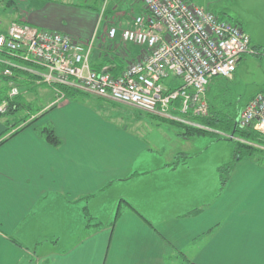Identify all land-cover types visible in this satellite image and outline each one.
Wrapping results in <instances>:
<instances>
[{
	"label": "crops",
	"instance_id": "1",
	"mask_svg": "<svg viewBox=\"0 0 264 264\" xmlns=\"http://www.w3.org/2000/svg\"><path fill=\"white\" fill-rule=\"evenodd\" d=\"M138 1L128 2L132 17L110 23L93 5L0 0V27L15 19L81 40L95 35L91 63L121 69L142 50L116 39L112 53L107 30L145 13ZM0 58L17 65L19 88L40 86L34 64L3 52ZM0 78L1 100L9 88ZM38 97L36 115L21 112L22 94L13 98L17 118L0 114V264H264V158L240 157L222 184L219 167L230 159L214 172L192 166L175 150L180 132L167 157L140 160V145L150 153L149 139L122 125L134 118L114 100L85 90L56 104L51 90Z\"/></svg>",
	"mask_w": 264,
	"mask_h": 264
},
{
	"label": "built area",
	"instance_id": "2",
	"mask_svg": "<svg viewBox=\"0 0 264 264\" xmlns=\"http://www.w3.org/2000/svg\"><path fill=\"white\" fill-rule=\"evenodd\" d=\"M140 1L145 13L136 14L121 28L107 30L112 53L116 39L142 50L118 72L93 67L90 56L97 46L95 35L81 40L15 19L0 27V52L34 64L33 82L52 89L56 97L53 104L65 99L66 87L202 127L193 118L208 115V83L215 77L233 76L242 55L253 51L250 38L239 23L187 0ZM0 63L6 66L0 74L7 77L9 88L0 101V114H5L19 93L11 69L17 65L1 58ZM235 124L252 128L264 139V92L241 108Z\"/></svg>",
	"mask_w": 264,
	"mask_h": 264
},
{
	"label": "rangeland",
	"instance_id": "3",
	"mask_svg": "<svg viewBox=\"0 0 264 264\" xmlns=\"http://www.w3.org/2000/svg\"><path fill=\"white\" fill-rule=\"evenodd\" d=\"M24 1L29 2L31 0ZM59 1H67L68 3L76 6L79 5V7L83 8L88 5H93L94 10L100 14V19L102 17V12H104L105 16L102 20L111 21L110 23H112L116 17H120L122 20L132 17L134 15L132 14L133 10L127 8L128 2L139 3L138 0ZM187 1L209 9L218 17L239 23L250 38L253 51L242 55L231 78L225 79L217 77L214 81L223 84L225 89L219 90V88H213L211 93V96H215L216 93H218V105L230 112V114H236L237 116L241 108H243L254 95L264 92V0ZM136 6L137 5H135V7ZM23 7L24 5L19 6V8ZM4 10L6 11L7 8ZM114 44L117 46L116 43ZM3 85L4 81L0 78V86ZM39 85L40 86L28 92L25 90V86L22 88L17 86L18 95L22 94L23 99L26 98L25 101L22 100V102H25L23 104L25 106L21 107L23 110L21 112L25 114V117L36 115L42 108L39 100L40 98L38 97L39 95L44 96L51 90L53 101L56 98L54 92L48 85ZM4 91L5 90L1 93H4ZM114 104L118 110L129 113V115L134 118L130 119L124 117L122 125L128 126L133 133L136 132L140 138L142 137L144 139V142L147 143L146 138L149 139L148 144H150L149 146L151 148L150 153L149 151L146 152L145 145H140V151H142V153L140 152L141 154H139L140 160H153V162H157L171 153L169 148L173 146L177 138V132H180L184 128L175 125L167 119L146 113L132 106L120 102H114ZM19 113L17 115L14 113H6L5 117L14 119L19 116ZM136 119L138 123L131 122V120ZM42 123H44V121L39 125ZM41 126L44 125L42 124ZM166 135L169 137H166ZM237 136L238 134L235 131L228 132L210 129L207 133L196 135L191 139L180 138L183 140L177 141L174 147L175 150L184 151L188 157L192 158V166L198 162L199 166L202 167L201 169H204L205 172H214L217 166L216 163L220 165V163L228 161L229 159L231 161L238 151L239 153L243 151V147L239 148L238 142L241 141V139ZM253 156L264 158V152H254Z\"/></svg>",
	"mask_w": 264,
	"mask_h": 264
},
{
	"label": "trees",
	"instance_id": "4",
	"mask_svg": "<svg viewBox=\"0 0 264 264\" xmlns=\"http://www.w3.org/2000/svg\"><path fill=\"white\" fill-rule=\"evenodd\" d=\"M22 22H26V21H22ZM102 64L103 63H100L99 65H95V64L94 65L92 64V65L96 69H101ZM11 69L14 72L17 70V68L15 67H12ZM119 70L120 69L117 68V65L111 68V71L113 72H118ZM0 76H3V75L0 74ZM3 77L7 79V77L5 76ZM215 79L216 77L210 80V82L207 85V90H206L207 92L206 98L209 104L208 115L204 117L193 118L194 122L201 125L202 127L189 126V125H186V124H183L177 121H173V120H170V122L174 123L175 125L179 127L184 128L182 129L183 131L181 130L179 134L182 135V137L186 139H191L194 136L199 135V134H205L210 129H217V130L228 131V132L235 131L238 134L237 137L241 139V141L238 142L239 148L243 147V151L241 153H239L238 151L236 155L233 156L231 161L219 167L221 182L222 184H224L228 179L230 171L232 170V168L234 167V165L236 164V162L238 161L240 157L252 156L254 152H258V153L264 152V150L261 149V147L264 145V139L256 131L252 130V128H245V129L238 128L235 125L236 114H230V112L224 110L221 106L218 105L219 104L218 103L219 94L216 93L215 96L213 95L211 96L212 89L219 88V90H224L225 87L223 84L214 81ZM63 91L65 92L66 95H69L72 93V89L66 88V87L63 88ZM18 108L19 106H17V104L12 99L10 102V105L8 106V110H7L8 112L6 113L17 114L19 110ZM21 120L22 118L21 119L19 118L18 121L20 122ZM40 131L42 134H44L45 138L50 143L57 144L59 142L58 137L56 136V134L54 133V130L51 127H44L40 129Z\"/></svg>",
	"mask_w": 264,
	"mask_h": 264
},
{
	"label": "water",
	"instance_id": "5",
	"mask_svg": "<svg viewBox=\"0 0 264 264\" xmlns=\"http://www.w3.org/2000/svg\"><path fill=\"white\" fill-rule=\"evenodd\" d=\"M236 125V124H235Z\"/></svg>",
	"mask_w": 264,
	"mask_h": 264
}]
</instances>
